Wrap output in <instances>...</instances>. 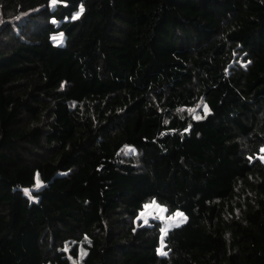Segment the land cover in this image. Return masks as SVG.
I'll return each mask as SVG.
<instances>
[{
	"label": "trees",
	"instance_id": "16d2710c",
	"mask_svg": "<svg viewBox=\"0 0 264 264\" xmlns=\"http://www.w3.org/2000/svg\"><path fill=\"white\" fill-rule=\"evenodd\" d=\"M263 148L264 0H0V264H264Z\"/></svg>",
	"mask_w": 264,
	"mask_h": 264
},
{
	"label": "rangeland",
	"instance_id": "374dc122",
	"mask_svg": "<svg viewBox=\"0 0 264 264\" xmlns=\"http://www.w3.org/2000/svg\"><path fill=\"white\" fill-rule=\"evenodd\" d=\"M77 14H78V13L74 14V16H76ZM52 40H53L54 43H61V42L63 41V36H62L60 33H58V34H53V35H52ZM263 149H264V148H263ZM261 156L264 157V151H262ZM152 202H153V201L148 202V203H146L145 205H151ZM155 203H156V205L159 206L158 209H149V210H146V209H145V205H144V207H143V209L140 211L138 217H139V219H140L143 223H145V219H147L148 221L151 220V219H158V220L161 221V227H160V242H159V246L157 247V252H158V249H160L161 246H162V245H161L162 237H163V245L165 246V243H164L165 233H164L162 230L165 229V228H167V231H168L170 228L174 227V226H170V227H169V225H174V224H175V221L169 220L168 217H170V216H173V217H174V216L176 215V213H181V212H179V211H175V212H173V213H168L167 210H166V208H165L164 206L158 204L157 202H155ZM161 210H163V211H161ZM154 211L157 213V215H156L155 217H153V215H152V213H153ZM142 213H146V215H145V216H142V215H141ZM183 217H185V216L183 215ZM177 219H180V218L177 217ZM185 220H186V219H185ZM185 220H184V222H185ZM184 222H183V223H184ZM181 224H182V223H180L179 225H181ZM163 251L166 252V250H165L164 247H163ZM166 253H167V252H166Z\"/></svg>",
	"mask_w": 264,
	"mask_h": 264
},
{
	"label": "snow or ice",
	"instance_id": "6c2138e0",
	"mask_svg": "<svg viewBox=\"0 0 264 264\" xmlns=\"http://www.w3.org/2000/svg\"><path fill=\"white\" fill-rule=\"evenodd\" d=\"M56 3H57V0H52V5L53 6H55ZM83 11H84V9H83V7H81L80 8V13H78L77 16H74L73 19L78 18V15L79 14H82ZM262 151H264V149H262ZM261 159H264V157H261ZM158 208H159V206L156 205L155 201H153L151 205H145V209L146 210H149V209H158ZM161 211H163V210H161ZM141 215L142 216H145L146 213H142ZM152 215H153V217H155L157 215V213L154 211L152 213ZM177 217H179L180 219H177ZM168 219L169 220H172V221H175V224L174 225H169V227H170V226H178L180 223H183L184 220L186 219V217H183V214L182 213H176V215L174 217L173 216H170V217H168ZM147 222H148V220L145 219V223H147ZM162 231L165 233V235L167 234V228L163 229ZM161 245H162L161 248L158 249V253L160 255H167V253L163 251V247H164V245H163V237H162V240H161Z\"/></svg>",
	"mask_w": 264,
	"mask_h": 264
}]
</instances>
